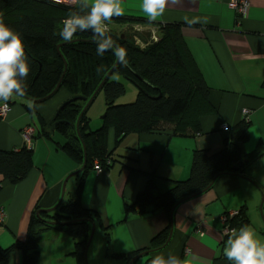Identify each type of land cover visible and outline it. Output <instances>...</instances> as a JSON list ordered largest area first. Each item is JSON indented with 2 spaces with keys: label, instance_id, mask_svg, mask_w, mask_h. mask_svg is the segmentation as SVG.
<instances>
[{
  "label": "trees",
  "instance_id": "16d2710c",
  "mask_svg": "<svg viewBox=\"0 0 264 264\" xmlns=\"http://www.w3.org/2000/svg\"><path fill=\"white\" fill-rule=\"evenodd\" d=\"M74 10H78L75 5H55L44 0H0L4 22L22 34L25 53L29 59L30 70L25 79L26 92L22 98H27L32 103L31 99H40L51 93L60 81L58 90L64 88L70 96L52 116V122L56 121L54 130L60 137L55 144L79 169L85 161L76 175L73 190L64 192L50 208L42 209L37 205L29 215L24 238H15L5 248L0 245V264H10L12 256L16 255L15 264H38L41 257L39 242L43 233L62 235L67 240L70 238L74 242L73 250L67 254L72 256L73 264H85L84 252L92 225L94 234L90 245H95L89 261L90 255L87 254L88 264H129L140 250L161 248L167 243L171 223L158 232L147 247L127 253L111 251L110 230L102 225L98 213L81 201L84 177L91 169L96 171L93 163L95 160L101 168L100 172L96 171L97 174L108 171V168L117 163L128 171L141 169L134 165L142 161L137 156L142 147H128V142L125 141L128 136L137 137L155 132H167L175 137L195 136L202 131L201 120L204 117L218 114L210 101L212 87L207 84L192 58L178 23H158L159 34L155 41H148L147 37L138 33L144 40V46H140L132 34L117 33L109 28L108 34L127 49L128 63L122 65L117 62L113 51L106 52L104 56L97 55L93 34L77 32L72 42H65L60 37L63 20ZM113 20L117 23L121 20L125 23L144 22L143 17L138 20L132 17L113 18L111 22ZM112 68V73L94 97L95 99L100 92L103 95L105 113L101 126L90 130V105L83 113L82 109ZM118 77L136 86L137 94L133 101L120 99L126 88ZM58 90L49 98L57 94ZM17 99L19 97L13 96L8 101L0 100V104L7 102L10 106L13 102L21 101ZM34 104L33 102V106ZM243 114L238 121L225 125L223 143L219 150H192L187 177L177 180L158 175L153 170L148 172L150 178L146 187L130 202H125L124 215L148 216L164 211L169 217L172 207L179 205L181 199L213 184L218 177L224 175L223 172H239L243 175L248 173L249 165L264 155V139L260 138L251 152L243 150L242 144L249 135L250 109H243ZM37 115L40 129L37 134L32 133L30 144L23 142L17 149H0V175L6 183L17 184L32 169V146L38 137L53 139L51 133L44 130L48 121ZM109 129L113 133L112 147L108 146ZM238 162L243 164L233 170L232 167ZM153 176L163 179L168 184L167 189L158 190L151 180ZM2 206L0 208L5 211ZM224 215L226 219L223 225L229 228L228 233L232 228L238 229L241 225L249 224L246 205L234 213L227 212ZM228 233L223 236L224 244ZM96 235H101V238L93 242Z\"/></svg>",
  "mask_w": 264,
  "mask_h": 264
},
{
  "label": "crops",
  "instance_id": "0c3cea01",
  "mask_svg": "<svg viewBox=\"0 0 264 264\" xmlns=\"http://www.w3.org/2000/svg\"><path fill=\"white\" fill-rule=\"evenodd\" d=\"M229 1L169 0L163 16L154 21L153 27L157 30L163 23L180 25L192 58L212 87L210 101L218 114L204 117L201 120L202 131L184 143L186 149L182 164L173 158L169 148L172 135L167 132L128 136L125 139L128 147H142L137 156L143 162L139 161L134 166L141 168L143 163L146 168L152 167L154 173L170 179L187 177L191 149L195 146L219 150L225 131L221 125L238 121L244 116L243 109L251 111L249 135L242 144L243 150L251 152L258 140L264 139V0H248L246 15L238 23L235 11L228 7ZM142 3L143 0H122L124 15L137 11L138 14L133 15L147 18L142 11ZM194 17L207 18V23L189 25L185 20ZM110 25L115 26L112 22ZM69 96L68 91L60 88L46 102L34 106L33 103L13 102L6 114L0 117V149H17L26 142L22 135L26 126H31L32 133L37 134L40 129L37 114L47 121ZM53 132V139L40 136L33 142V167L25 178L12 185L4 182L0 175V205L5 208L3 223H0V245L4 248L10 246L15 238H24L32 209L37 205L42 209L50 208L64 192L76 186L79 172L71 175L64 186L68 175L79 168L55 144L59 137ZM112 137L109 129V147L113 146ZM150 171H128L117 163L99 174L91 169L84 177L81 201L94 209L102 225L110 230L111 251L127 253L147 247L151 239L171 223L172 234L167 243L140 257L135 264H149V260L158 254L184 257L188 252L199 255L203 264H233L223 254V223L219 217L223 212L230 214L243 205L247 207L245 200L252 198L256 190L250 181L235 175H221L208 189L177 205L171 218L164 211L148 216H125V202H130L145 187ZM248 173L244 176L249 177ZM151 180L158 190L167 189L168 184L163 179L153 176ZM259 189H264V185L260 184ZM198 228L200 232H197ZM53 237L67 240L58 234ZM100 238L101 235H96L93 242ZM16 258L17 255L12 256L10 264H15Z\"/></svg>",
  "mask_w": 264,
  "mask_h": 264
},
{
  "label": "clouds",
  "instance_id": "9594fccd",
  "mask_svg": "<svg viewBox=\"0 0 264 264\" xmlns=\"http://www.w3.org/2000/svg\"><path fill=\"white\" fill-rule=\"evenodd\" d=\"M59 2V0H57ZM78 10L70 11L63 20L59 35L65 42H72L77 32L91 31L96 44V53L104 56L113 51L118 63L127 65V49L109 35V25L114 17L125 14L122 0H70ZM169 0H143L142 11L150 21L162 17ZM189 25L207 23V18H185ZM29 59L25 53L22 34L4 22L0 11V100L8 101L13 96L22 97L26 92L25 79L29 73ZM223 254L233 264H264V242L255 230L245 224L232 228L227 234ZM149 264H203L202 258L193 252L184 257L158 254Z\"/></svg>",
  "mask_w": 264,
  "mask_h": 264
},
{
  "label": "rangeland",
  "instance_id": "374dc122",
  "mask_svg": "<svg viewBox=\"0 0 264 264\" xmlns=\"http://www.w3.org/2000/svg\"><path fill=\"white\" fill-rule=\"evenodd\" d=\"M235 13H236V11H235ZM133 14H138V12L137 11L133 12ZM114 18L124 19L125 16L114 17ZM135 19L136 20L142 19V17L137 15V17ZM236 20H237V23H238L240 18H238L236 16ZM110 22L106 21V23H108V25H109ZM113 22H114L115 26L114 25H110L109 28L113 29V31H115L117 33H120L123 29H125V31L128 34H132V36L134 38V35H133L134 32H132L133 31V27H125V28H122V29L120 27H118L119 25L124 23V20H121L120 23H117L116 20H113ZM113 22H112V24H113ZM138 22L143 24V25L153 24V23H150V21L149 22L138 21ZM140 42H142V41H140ZM118 79H122V78L118 77ZM121 81L125 84L126 91H125V94L120 97V99L121 100H128L126 102L133 101L135 99L136 94H137L136 86L132 82H129V81L125 80V79H122ZM65 97H67L66 93H65ZM19 99H21V102L24 105H32V103H33V102L31 103L30 100L27 99V98L19 97ZM19 99H17V100H19ZM47 100L43 101V103L46 102ZM38 103H42V101L41 102H36L35 104H38ZM88 111H90V116H91V121L89 123L90 130H96L97 128H99L101 126V119H102L101 117L105 113L104 100H103V95H102L101 92L96 96L94 101L90 104V108L88 109ZM52 116L50 117V119L52 118ZM50 119H48L47 121H49ZM29 127H31V126H29ZM50 133L52 134V132H50ZM53 135H56L57 137H59L58 136L59 133L56 130H54ZM193 138H195V136H190V137H185V136H176L175 137V136H172L171 137V140L169 142V148L173 152V158L175 159V161L180 162L179 164H182L183 161H184L183 158H184V152H185V149H186L184 143L187 140H190V139H193ZM30 140H31V138L29 139V141ZM194 148H196V147L194 146L191 149V154H192V150ZM191 157H192V155H191ZM261 157H258L254 161V163L251 164V166H250V171L248 173V176H249L248 178L251 181L250 182L251 185H253L254 189H256V190H255L252 198H247L245 200V202L247 203V214H248V217H249V226H251L255 230V232L257 233L258 239H260L262 242H264V221L262 219V215H263V218H264V189H259L258 190V187H259L260 184L264 185V158H261ZM95 161H97V160H95ZM95 161L93 163H95ZM140 162H143V161H140ZM155 164H156V167H157L158 166L157 163H155ZM141 169L144 170V171H150L152 169V167L146 168L145 165L142 163ZM248 170L249 169H247V171ZM145 187H146V185H145ZM142 188L143 187H141L138 190V192ZM262 199H263L262 209L260 210L259 206H260V203H261ZM226 213H227V211L223 212L221 214V216L219 217L220 219H222L224 221V223H225V219H226V216L224 214H226ZM27 225H28V223H27ZM200 231H201L200 228H198L197 232H200ZM227 232L228 231H223L222 233L226 234ZM61 239H62V237H61ZM61 239L54 238L52 235H50L48 233H43V236H41V239H40V242H39V247H40V250H41V257H40V260H39L38 264H73L74 263V260H73L72 256L67 254V253H70L73 250L74 242L70 238H69V240H64V241H62ZM94 245H95L94 243L91 244L90 248H89V250L87 252V254L90 255V256H88V261H89V259H92ZM63 250H65V251H63ZM11 262H12V260H11Z\"/></svg>",
  "mask_w": 264,
  "mask_h": 264
},
{
  "label": "water",
  "instance_id": "95a60500",
  "mask_svg": "<svg viewBox=\"0 0 264 264\" xmlns=\"http://www.w3.org/2000/svg\"><path fill=\"white\" fill-rule=\"evenodd\" d=\"M85 33L93 34L91 31H85ZM63 61H64V59H63ZM64 64H66L65 61H64ZM113 68H114V67H113ZM113 68L110 69V70L108 71V73L105 75V77L103 78V80L101 81V83L98 85L97 89L94 91L93 95L88 99V101L86 102V104L84 105V107H83V109H82V113H83V112L87 109V107L91 104V102L93 101V99H94L95 95L97 94V92L100 90V88H101L102 84L104 83V81H105V80L108 78V76L112 73ZM60 80H61V79H60ZM59 85H60V81L57 83V85L55 86V88L52 90L51 93H49L48 95H46L45 97L40 98V99H31L32 102H34V103H36V102H41V101H43V100L49 98L51 95H53V94L58 90ZM82 113H81V114L79 115V117L77 118L76 127L78 126L79 118H80V116L82 115ZM103 117H104V115H103L101 118H103ZM52 119H53V117L48 121V123H47L46 126L44 127V130H45V132H47V133H50V132H53V131H54V125H55L56 121L52 122ZM84 155H85V154H84ZM84 160H85V159H84ZM84 163H85V161L83 162L81 168H83ZM242 164H243V162H238V164H237L236 166H233L232 169H233V170H236V169L239 168ZM81 168L78 169L77 171H75L74 173L68 175V177H67V178L65 179V181H64V186H65V182L67 181V179H68L71 175H73V174L78 173L79 171H81ZM223 173H224V174L235 175V176H239V177H244L245 179L249 180V178H248L247 176H244L243 174H241V173H239V172H223ZM249 181H250V180H249ZM250 182H251V181H250ZM211 185H212V183H210V184H209L205 189H203L202 191L196 192V193H194V194H192V195H189V196H187V197L181 199V200L178 202V204L184 202L185 200H187V199H189V198H192V197L198 195L199 193H201V192H203L204 190L208 189ZM262 202H263V199H262V201H261V203H260V206H259L260 210L262 209ZM174 208H175V206L172 207V209H171V212H170V218L172 217V213H173V211H174ZM262 219H263V221H264L263 215H262ZM93 234H94V225H92V227H91V231H90L89 238H88V241H87V244H86V248H85V252H84V259H85V262H84V263H85V264H88V262H87V250H88V247H89V245H90V243H91V240H92ZM171 234H172V227H170V232H169V236H168L167 241L170 239ZM153 250H154V249H153ZM153 250H151V251H153ZM149 252H150V250H149V249H146V250H143V251L137 253L133 258H131L129 264H133L134 261L138 260L140 257H142V256H144V255H146V254H149Z\"/></svg>",
  "mask_w": 264,
  "mask_h": 264
},
{
  "label": "built area",
  "instance_id": "2783aa9c",
  "mask_svg": "<svg viewBox=\"0 0 264 264\" xmlns=\"http://www.w3.org/2000/svg\"><path fill=\"white\" fill-rule=\"evenodd\" d=\"M44 1H47L48 3L55 4V5L56 4H63V5L71 4L70 0H59V2H57V0H44ZM228 7L235 10L237 13L236 14L237 17L240 18V20H241L246 15V10L248 7V0H230L228 3ZM137 41L141 46L142 45L144 46V44L142 42H140L139 40H137ZM9 109H10L9 104L7 102H2L0 104V117H3ZM244 112H247V111L244 110ZM222 128L226 129V126L222 125ZM22 132H23L22 135H23L24 139L26 140V142H28L30 144L31 140L29 141V139L32 136L33 129L29 126H26V127H24ZM94 164H95L96 171L100 172L101 168L97 165V161H95ZM4 216H5V212H4L3 208H0V222L3 221ZM221 221L223 223L222 219H221ZM224 231H226V229H224Z\"/></svg>",
  "mask_w": 264,
  "mask_h": 264
},
{
  "label": "flooded vegetation",
  "instance_id": "af4514ba",
  "mask_svg": "<svg viewBox=\"0 0 264 264\" xmlns=\"http://www.w3.org/2000/svg\"><path fill=\"white\" fill-rule=\"evenodd\" d=\"M124 16V15H123ZM138 16H140V15H138ZM125 17H132V18H136L137 17V15H133V14H129V15H127V16H125ZM141 17H143V16H141ZM144 18V22L146 21V22H149L150 20L148 19V18H145V17H143ZM114 23V22H113ZM150 23H156V22H154V21H150ZM153 25L154 24H147V25H143V24H140V23H131V22H124L123 24H121V25H119L118 27H120L121 29L122 28H125V27H133V31L132 32H134L133 33V35L137 38V40H140L141 39V37H140V33L142 34V35H144L145 37H147L148 38V41H152V40H156L157 39V37H158V34H159V30H157V29H155L154 27H153ZM121 32H126L125 31V29H123ZM127 33V32H126ZM139 33V34H138ZM140 38V39H139ZM140 41H144V40H140ZM140 45V44H139ZM141 46V45H140ZM143 46V45H142ZM221 220V219H220ZM224 222V221H223ZM224 229H226V231L228 230L227 228H225L224 227V225L222 226V232L224 231ZM228 233V232H227ZM223 235H224V233H223ZM141 251H143V250H140L139 252H141ZM138 252V253H139ZM137 254V253H136ZM135 254V255H136ZM134 255V256H135ZM133 256V257H134ZM132 257V258H133ZM137 262V260L136 261H134L133 262V264H135Z\"/></svg>",
  "mask_w": 264,
  "mask_h": 264
}]
</instances>
